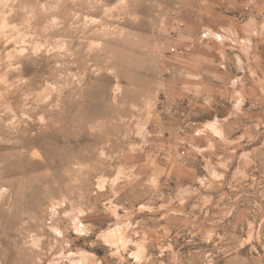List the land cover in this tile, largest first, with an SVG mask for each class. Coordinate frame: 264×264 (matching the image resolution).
Masks as SVG:
<instances>
[{
  "label": "rangeland",
  "instance_id": "374dc122",
  "mask_svg": "<svg viewBox=\"0 0 264 264\" xmlns=\"http://www.w3.org/2000/svg\"><path fill=\"white\" fill-rule=\"evenodd\" d=\"M0 264H264V0H0Z\"/></svg>",
  "mask_w": 264,
  "mask_h": 264
}]
</instances>
